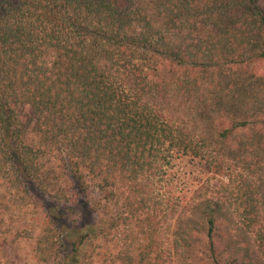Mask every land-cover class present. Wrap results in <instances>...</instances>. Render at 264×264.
Wrapping results in <instances>:
<instances>
[{"label": "trees", "instance_id": "obj_1", "mask_svg": "<svg viewBox=\"0 0 264 264\" xmlns=\"http://www.w3.org/2000/svg\"><path fill=\"white\" fill-rule=\"evenodd\" d=\"M253 60L264 62V0H0V236L5 214L39 207L40 264L63 247L59 264H84L104 220L88 221L82 200L59 205L92 187L133 230L121 259L87 264H167L154 180L173 153L229 151L260 95V79L240 75ZM245 192L243 212L206 200L179 213L168 261H184L202 235L213 264H264V195Z\"/></svg>", "mask_w": 264, "mask_h": 264}, {"label": "rangeland", "instance_id": "obj_2", "mask_svg": "<svg viewBox=\"0 0 264 264\" xmlns=\"http://www.w3.org/2000/svg\"><path fill=\"white\" fill-rule=\"evenodd\" d=\"M242 67H239L240 71ZM248 67V71L240 74L243 82L264 80L263 61L253 60ZM260 81L256 82L260 95L256 94L257 100H253L245 118L247 125L232 134L228 142L229 151L225 153L217 151L206 158L173 153L172 157L164 161L162 171L154 180L150 203L159 220V242L167 264H213L210 261L206 239L202 235H198L197 244L191 250H187L184 261H168L169 257H173L171 234L179 213L185 209L190 210L192 205L206 200L229 204L232 209L236 208L243 212L245 187L250 186L253 192L256 191L258 198L264 195V91H262L264 84ZM256 101L263 105L261 110L257 109ZM224 122L232 127L228 120ZM66 187L72 189L71 194L76 191L72 182L67 181ZM88 191L86 195L77 196L78 199L69 198V202L59 205L60 212L66 203L77 209L82 200L90 213L94 210L92 218H88V221L95 217L104 220L103 234L86 242L81 261L87 264L91 261L95 263L109 261L117 255L120 258L131 242L133 220L121 211L120 205L107 199L103 193L99 194L92 187ZM80 219V210L69 212L66 220L71 227L66 230H69L70 234H73L72 225L75 221L81 223ZM3 222V229L8 232L0 236V264H40L35 252L37 243L35 237L45 232L48 219L39 207L28 206L27 210L18 216L10 217L9 214H5ZM225 224L223 219L217 222V231L220 235L225 233ZM221 239L214 236L213 241L219 244ZM68 250L60 248V251L48 260L49 263L59 264Z\"/></svg>", "mask_w": 264, "mask_h": 264}]
</instances>
